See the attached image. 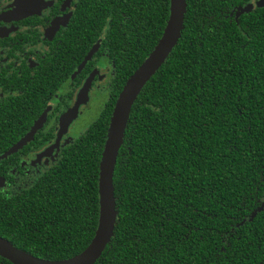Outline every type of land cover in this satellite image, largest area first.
<instances>
[{
  "label": "trees",
  "instance_id": "trees-1",
  "mask_svg": "<svg viewBox=\"0 0 264 264\" xmlns=\"http://www.w3.org/2000/svg\"><path fill=\"white\" fill-rule=\"evenodd\" d=\"M83 3L89 17L75 28L91 41L105 31L118 88L73 155L26 188L0 189V238L42 260L91 242L114 103L169 15V0ZM233 7L186 0L177 45L131 109L113 174L114 233L95 264H264V17L237 25Z\"/></svg>",
  "mask_w": 264,
  "mask_h": 264
},
{
  "label": "flooded vegetation",
  "instance_id": "flooded-vegetation-1",
  "mask_svg": "<svg viewBox=\"0 0 264 264\" xmlns=\"http://www.w3.org/2000/svg\"><path fill=\"white\" fill-rule=\"evenodd\" d=\"M16 1H0V156L33 134L4 159L0 189L7 192L32 185L73 155L90 128L75 140L76 124L94 101L108 102L121 81V68L104 48L105 31L91 41L75 28L89 17L83 0ZM233 1L228 17L235 24L246 13L264 17V0Z\"/></svg>",
  "mask_w": 264,
  "mask_h": 264
},
{
  "label": "water",
  "instance_id": "water-1",
  "mask_svg": "<svg viewBox=\"0 0 264 264\" xmlns=\"http://www.w3.org/2000/svg\"><path fill=\"white\" fill-rule=\"evenodd\" d=\"M33 1L17 0L16 4L22 6ZM244 12H247V9ZM185 14L186 0H169V15L161 37L140 66L129 76L114 103L99 163L97 182L99 213L97 227L89 245L72 258L61 261H49L26 254L0 238V257L2 259L11 264H95L101 257L113 237L117 220L113 174L118 152L123 144L131 109L144 86L162 67L177 45L183 30ZM95 50L96 47L89 53L84 63L91 58ZM84 63L81 67H83ZM85 90L86 88H84V93ZM32 134L20 140L15 147L1 156L0 160L6 159L8 155L29 141ZM1 182L2 180L0 179ZM263 207L264 201L259 211Z\"/></svg>",
  "mask_w": 264,
  "mask_h": 264
},
{
  "label": "rangeland",
  "instance_id": "rangeland-1",
  "mask_svg": "<svg viewBox=\"0 0 264 264\" xmlns=\"http://www.w3.org/2000/svg\"><path fill=\"white\" fill-rule=\"evenodd\" d=\"M106 102L107 96L104 97L101 101H94L91 104V107L89 108L88 112H86L85 116L75 126V131L73 135V138L75 140H77L83 134V132L95 122V120L103 111Z\"/></svg>",
  "mask_w": 264,
  "mask_h": 264
}]
</instances>
